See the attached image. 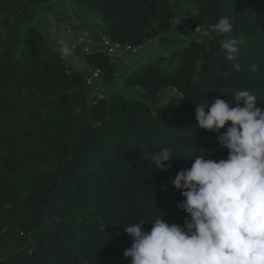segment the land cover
<instances>
[{"label": "trees", "instance_id": "trees-1", "mask_svg": "<svg viewBox=\"0 0 264 264\" xmlns=\"http://www.w3.org/2000/svg\"><path fill=\"white\" fill-rule=\"evenodd\" d=\"M50 1L0 0V239L14 230L30 240L0 264H130L129 221L148 231L157 217L182 225L188 215L171 183L194 162L185 159L227 158L217 134L195 126L197 103L248 90L264 108V0H68L92 34L121 45H145L174 25L183 38L209 28L202 55L183 46L124 78L142 100L112 93L95 107V84L67 72L32 23ZM225 15L248 41L239 72L222 55L228 36L210 28ZM83 61L100 70L102 93L113 61L100 51ZM170 91L177 100L163 107ZM165 148L167 171L143 158Z\"/></svg>", "mask_w": 264, "mask_h": 264}, {"label": "clouds", "instance_id": "clouds-1", "mask_svg": "<svg viewBox=\"0 0 264 264\" xmlns=\"http://www.w3.org/2000/svg\"><path fill=\"white\" fill-rule=\"evenodd\" d=\"M210 28L228 34L233 22L225 15ZM241 43L228 38L220 45L237 72L242 70ZM258 70L257 64L250 66ZM195 115V126L216 133L227 158L216 161L201 154L185 159L194 162L171 181L183 197L177 207L188 214L183 224L157 217L145 231L142 219L129 221L124 232L132 243L123 256L131 258L130 264H264V108L257 107L250 91L238 90L232 101L197 103ZM170 157L166 148L143 156L165 171Z\"/></svg>", "mask_w": 264, "mask_h": 264}, {"label": "rangeland", "instance_id": "rangeland-1", "mask_svg": "<svg viewBox=\"0 0 264 264\" xmlns=\"http://www.w3.org/2000/svg\"><path fill=\"white\" fill-rule=\"evenodd\" d=\"M75 11L76 10L70 1L53 0L41 6L36 11L32 23L45 35L48 44L54 48H59L60 42L55 36V29L58 26V23H60L59 25L69 23L72 24L76 29L80 28L83 30H92L89 26H85L80 21ZM199 32H202V29L199 30ZM201 35L202 34H199L198 36H192L190 38L179 37L176 33V28L174 25L171 30L149 42V44L146 45L140 53L136 55H125L120 59L115 60L116 62H112V64H117L115 65L116 68H114L116 75L111 82L104 85L102 90L104 97H108L114 93L126 99L142 100L143 98L139 90L128 89L124 86V78L138 70L142 65L152 63L160 56L168 57L172 51L183 46L194 47L197 49L198 54L202 55L204 49L202 48L203 39L199 38ZM207 35H209V33ZM226 35L228 38H236L239 41H242V43L239 45L240 48H245L247 46L248 41L241 33L232 31ZM76 65L77 69H80L81 65H83V62L78 61ZM170 100H177L175 92H167V94L158 99V103L165 107ZM1 241H4V243L0 246V262L4 261L10 256L20 254L28 247L30 240L23 242L19 232L12 230L4 238H1L0 242Z\"/></svg>", "mask_w": 264, "mask_h": 264}, {"label": "built area", "instance_id": "built-area-1", "mask_svg": "<svg viewBox=\"0 0 264 264\" xmlns=\"http://www.w3.org/2000/svg\"><path fill=\"white\" fill-rule=\"evenodd\" d=\"M59 24H57L58 26L55 29V36L60 42V47L56 48L58 57L61 64L67 69V72L73 70L83 75V80L87 88H91L95 84L94 94L89 100L91 107H95L99 101L104 100V95L100 91V88L103 86V80L100 70L89 68L84 63L83 58L96 51H100L113 62H116L115 60L120 59L122 56L140 53L151 42L149 41L147 44L139 46L121 45L114 42L107 34L99 32L83 35L84 33L80 29H76L69 23L64 25ZM208 30L209 28L207 29L206 26H202V32L200 34L207 36L209 33ZM65 48L67 51H62ZM78 61L83 62L80 69H77L76 63ZM115 65L117 64H113V68H116Z\"/></svg>", "mask_w": 264, "mask_h": 264}, {"label": "crops", "instance_id": "crops-1", "mask_svg": "<svg viewBox=\"0 0 264 264\" xmlns=\"http://www.w3.org/2000/svg\"><path fill=\"white\" fill-rule=\"evenodd\" d=\"M72 25V24H71ZM80 29V28H79ZM83 33H87V34H91L92 32L91 31H89V30H83V29H80ZM57 47H55V49H56Z\"/></svg>", "mask_w": 264, "mask_h": 264}, {"label": "water", "instance_id": "water-1", "mask_svg": "<svg viewBox=\"0 0 264 264\" xmlns=\"http://www.w3.org/2000/svg\"><path fill=\"white\" fill-rule=\"evenodd\" d=\"M198 34H200V32H198ZM83 35H86V33H84Z\"/></svg>", "mask_w": 264, "mask_h": 264}]
</instances>
